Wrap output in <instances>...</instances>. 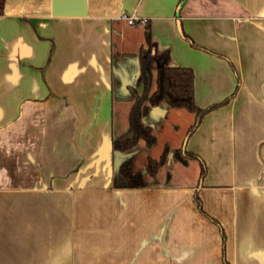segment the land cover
<instances>
[{"label": "crops", "instance_id": "0c3cea01", "mask_svg": "<svg viewBox=\"0 0 264 264\" xmlns=\"http://www.w3.org/2000/svg\"><path fill=\"white\" fill-rule=\"evenodd\" d=\"M146 31L153 65L222 104L189 133L195 113L145 103L155 144L118 152ZM0 264H264V0H4Z\"/></svg>", "mask_w": 264, "mask_h": 264}, {"label": "trees", "instance_id": "16d2710c", "mask_svg": "<svg viewBox=\"0 0 264 264\" xmlns=\"http://www.w3.org/2000/svg\"><path fill=\"white\" fill-rule=\"evenodd\" d=\"M4 0H0V14L3 13ZM183 37L192 45L193 41L185 34ZM153 83H155L154 89ZM136 86H141V92L138 93L131 88L133 103L128 112V127L118 137L112 141V148L118 152H126L133 149L139 140H143L145 146L150 148L155 144V136L151 126L145 124L142 120V107L145 103L151 106H158L161 103L171 108H183L189 112L195 113V120L188 129L191 133L199 124L201 118L222 103L213 104L206 108H200L195 103L194 98V73L189 67L181 66H163L153 65V53L149 32L145 34V47H142L139 53V75L136 80ZM168 147L163 148L158 158H148L146 162V171L153 176L157 170L165 163ZM176 157L182 163L189 159H196L194 153L179 151ZM201 163V162H200ZM133 158H126L119 166L121 174L130 180L135 187L144 185L143 175L140 172L133 173ZM205 173L203 164H200V176ZM199 205V203H198Z\"/></svg>", "mask_w": 264, "mask_h": 264}, {"label": "rangeland", "instance_id": "374dc122", "mask_svg": "<svg viewBox=\"0 0 264 264\" xmlns=\"http://www.w3.org/2000/svg\"><path fill=\"white\" fill-rule=\"evenodd\" d=\"M175 121H177V120H175ZM166 136H168V133H166L165 134ZM185 138L186 137H184V140H185ZM184 140H183V142H184ZM142 143V142H141ZM161 140L159 139V142H158V144L157 145H155L151 150H150V154H154V156H157L159 153H160V151H161ZM141 146H137V148H136V153H137V155H136V169L138 168V169H140L142 166H144V163H145V148H144V146H142L143 144H140Z\"/></svg>", "mask_w": 264, "mask_h": 264}, {"label": "built area", "instance_id": "2783aa9c", "mask_svg": "<svg viewBox=\"0 0 264 264\" xmlns=\"http://www.w3.org/2000/svg\"><path fill=\"white\" fill-rule=\"evenodd\" d=\"M123 19H125L127 21L128 24H134L135 22H139V23H145L144 19H140L138 17H136L135 15H131V16H122Z\"/></svg>", "mask_w": 264, "mask_h": 264}, {"label": "water", "instance_id": "95a60500", "mask_svg": "<svg viewBox=\"0 0 264 264\" xmlns=\"http://www.w3.org/2000/svg\"><path fill=\"white\" fill-rule=\"evenodd\" d=\"M177 27H178V30L181 31L180 26H179V23H177ZM185 142H186V138H185V140L183 142V146L185 145Z\"/></svg>", "mask_w": 264, "mask_h": 264}]
</instances>
